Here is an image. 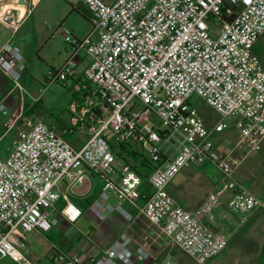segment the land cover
Listing matches in <instances>:
<instances>
[{
	"label": "built area",
	"instance_id": "obj_1",
	"mask_svg": "<svg viewBox=\"0 0 264 264\" xmlns=\"http://www.w3.org/2000/svg\"><path fill=\"white\" fill-rule=\"evenodd\" d=\"M76 1L88 7L92 32L83 39L67 35L69 57L44 80L47 86L71 82L80 100L70 104L69 124L60 131L28 119L8 155L0 158V262L37 264L20 250L18 235L50 232L61 198L67 202L64 217L77 221L82 212L69 202L68 192L96 173L104 179L93 203L97 210L117 211L131 220L123 208L129 202L174 246L206 264L227 246L225 237L203 222L221 205L222 193L230 192L227 208L241 221L264 214V201L235 178L233 150L224 151L213 138L233 128L238 145L248 152L264 142V61L255 53L264 37V0ZM34 2L27 0L24 12L0 7V23L11 32L0 49V71L21 99L25 57L12 38ZM82 51L90 60L79 72ZM8 95L0 100L3 116ZM194 97L202 98L221 120L208 126ZM154 117L161 126L153 123ZM75 131L88 135L78 149L65 139ZM128 144L138 147L141 160H148L145 152L150 155L146 194L140 191L144 178L137 169L125 161L115 167L112 146ZM207 162L219 172L221 187L190 211L177 203L168 186L184 167ZM50 258L52 264H83L75 249L54 246ZM150 261L158 264L146 246L122 233L89 264Z\"/></svg>",
	"mask_w": 264,
	"mask_h": 264
},
{
	"label": "rangeland",
	"instance_id": "obj_2",
	"mask_svg": "<svg viewBox=\"0 0 264 264\" xmlns=\"http://www.w3.org/2000/svg\"><path fill=\"white\" fill-rule=\"evenodd\" d=\"M70 2L68 0H39L38 3L30 5L29 20L25 22L20 32V35L26 37L25 41L27 42L25 52L26 70L22 77L24 95L21 99V94L18 90L11 91L12 85L9 81L11 86L7 92L9 98L5 101L7 115L3 116L0 114V120H2L5 127L14 123L10 131H14L15 135H18L20 130L26 129L25 123L28 119L48 123L52 115L62 116V114L67 113V95L62 88V83H54L47 86L44 77L49 75L51 68L58 70L69 57L71 48L65 42L67 35L83 39L92 32L93 28L88 9L82 4L76 3V9L71 10ZM32 24L34 25L35 32L31 34ZM263 48L264 37L258 41L255 48V53L260 58H264ZM80 56L84 63L90 60V57L84 51L80 53ZM193 104L208 126L221 120L216 111L206 104L202 98L194 97ZM19 114H21V117L16 119ZM224 121L231 122L230 119H225ZM153 123L156 126H161V122L157 117H154ZM109 138L111 139L110 133ZM214 140L224 151L233 150L232 157L236 162L235 178L257 197L264 198V142L261 143L259 148L249 153L247 146L238 145V132L233 128L226 130ZM128 145L138 151V147ZM144 156L149 162L151 159L150 155L145 152ZM123 163L124 160L122 158L116 157V169H119ZM212 170L216 173V169L212 168ZM182 181H184L183 172L177 175L171 182L172 189L175 190L176 183ZM213 188L212 178H206L198 174L189 181L186 188L179 193L174 191L172 196L179 203H181L180 198H184L189 205L196 206L194 209L189 207L187 209L195 211L199 209ZM229 196L230 192L226 191L220 195V199L224 204H227ZM124 208L134 216L133 211L125 204ZM215 211L216 209L211 211L204 219L212 218L214 220L215 229L213 230L225 237L227 246L219 256L206 264H247L249 259L246 253L258 254L259 248L264 243V214L261 212L253 213L250 218L253 217L256 220L255 223L249 224V218L245 222L240 220L241 222L236 221L234 225H231L229 223L230 220H234L235 218L231 217V215H229L231 217L230 220L222 218L221 215L226 214L225 209H221V215H217L216 217L213 216ZM111 227H114V225ZM90 230L92 232V229ZM157 234L154 241L156 242L161 237L163 239L162 243L164 242V249L157 247L153 251L152 258L156 263L198 264L178 247L174 246L165 236L160 233ZM46 236H35L36 240L34 243L48 248L49 243L45 238ZM30 237L31 235L29 234L26 239H23V237L18 235V239L23 243H27ZM244 244H249L253 248L246 246L247 248L243 249L242 246ZM31 250L35 251V249ZM42 253L41 264H50L49 253H46L45 250ZM0 264L15 263L5 259Z\"/></svg>",
	"mask_w": 264,
	"mask_h": 264
},
{
	"label": "crops",
	"instance_id": "obj_3",
	"mask_svg": "<svg viewBox=\"0 0 264 264\" xmlns=\"http://www.w3.org/2000/svg\"><path fill=\"white\" fill-rule=\"evenodd\" d=\"M12 0H0V7L4 9L7 5L10 6ZM39 0H35L34 4L38 3ZM71 1L69 3L71 10L76 9V3L82 4L87 9L88 7L79 1L76 0H69ZM112 1V0H107ZM89 11V9H88ZM90 15V11H89ZM29 20V16L26 17V19L22 22L19 30L15 34V36L12 38L13 42L19 46L21 49L22 54L25 57L26 52V44L25 41L26 37H23L20 35L21 30L23 29L25 22ZM33 25V24H32ZM31 34L35 32L34 25L33 28L30 30ZM11 38V32L0 23V49L3 47V45ZM69 56V55H68ZM264 61V58H261ZM67 60V59H66ZM87 63H84L83 60L78 65V71L82 72L85 65ZM10 83L8 78L0 71V100L5 97L8 93V88H10ZM62 88L65 91L67 95L66 105H67V113L62 114V116H53L49 120L48 124L49 126L55 128L57 131H60L61 128L66 127L69 124L70 120V112H69V106L73 102L78 103L80 100V95L76 93L72 88L71 82H66L62 84ZM9 95L6 98V101L8 100ZM10 127L7 125V127L4 126L2 123V120H0V158H5L8 155L9 150L12 148L16 140L18 139V135L14 134V131H10ZM221 134L214 135V139ZM17 136V137H16ZM16 137V138H15ZM88 135L85 131H75L74 133L67 134L65 136V139L71 144L73 148H80L85 140L87 139ZM252 152V151H251ZM250 153V152H249ZM140 158L137 157L136 160H139ZM212 168L216 169L212 164L209 162L205 163L200 168H193L190 166L184 167L177 175L183 172L184 181L177 182L176 189L173 190L171 185L168 186V191L171 195L174 194V191L176 193H179L182 191L186 186L189 184V181L193 178H195L198 174H201L205 176L206 178H212L214 188L212 191L219 189L221 187L220 182V175L219 172L216 169V173L213 172ZM142 170V167L139 168ZM202 172V173H201ZM175 179V178H174ZM140 187V191L143 194H146L150 192V188L147 184V179L145 180ZM104 183V179L96 173H92L89 175V178L86 180V182L82 185L77 186V188H74L68 192L69 202L74 204L76 207H78L81 210V216L77 221L74 223L69 222L64 215L62 214V209L66 205V201L64 199H59V201L56 203L55 208L52 212L53 217L57 220L55 226L53 229L48 233H42L38 230H34L31 232H25L20 233V237H23V239L27 238V235H31L30 239L27 243L21 242L22 245L20 246V250L28 255L35 257L36 263L41 264V257H42V251L45 250L46 253H49V260L51 263V253L52 248L54 246L63 249V250H77L81 256H82V262L83 264H89V260L92 258H97L103 249L110 246L112 242L117 239L122 233L129 234L132 238L135 244L137 245H144L146 246L151 256L153 257V251L157 247H161V249H164V242L162 243V238L158 239L156 242L154 241V238L157 233H160V230L153 225H151L143 216L138 215L137 208L129 203H124L127 207L130 208L131 211H133L134 216L128 211L127 209L123 208L132 216L131 220L126 219L122 214H120L117 211L109 212L105 209L99 211L94 206L93 203L99 199V194L101 192L102 186ZM171 184V183H170ZM62 189L65 188L64 184L61 186ZM230 197V196H229ZM264 201V198H261ZM179 203L181 206L185 207L186 209L189 207L191 209L196 208L194 205H189L187 200L184 198H180ZM116 200L113 199L111 201L112 205H116ZM221 209L226 210V214L221 215ZM217 215H221L222 218H225L227 220H230L231 217L235 218L234 220L231 219L229 223L231 225H234L236 221L241 222V216L238 214L230 213L227 204H224L221 201V205L216 208L215 214L213 215L216 217ZM231 215V217H229ZM253 215V214H252ZM251 217L248 216L246 220H248ZM226 221V220H225ZM227 222V221H226ZM237 222V223H238ZM256 220L250 218L249 224L255 223ZM204 224L206 226H209L212 229H215V223L212 218H209L207 220L204 219ZM114 225V227H111ZM94 227V229H93ZM231 227V226H230ZM92 229V232L91 230ZM231 229V228H230ZM47 235L45 238L48 241V248H45L41 246L40 244H35L34 241L35 236H43ZM249 246L253 248L249 244H244L242 246L243 249H246ZM23 249V250H22ZM35 249V251L31 250ZM258 254H251L250 252L246 253V256L249 259V262L247 264H264V243L259 248ZM37 251V252H36ZM40 252V254H38ZM42 253V254H41ZM150 262H147L145 264H150Z\"/></svg>",
	"mask_w": 264,
	"mask_h": 264
},
{
	"label": "trees",
	"instance_id": "obj_4",
	"mask_svg": "<svg viewBox=\"0 0 264 264\" xmlns=\"http://www.w3.org/2000/svg\"><path fill=\"white\" fill-rule=\"evenodd\" d=\"M112 150L117 157L122 158L125 162L131 164L133 168L137 169L143 175L144 182H146L145 180L148 178L151 167L146 159L136 160L137 157L143 156L141 153H139L135 148H132L129 145H113ZM141 167L142 170L139 169Z\"/></svg>",
	"mask_w": 264,
	"mask_h": 264
},
{
	"label": "water",
	"instance_id": "obj_5",
	"mask_svg": "<svg viewBox=\"0 0 264 264\" xmlns=\"http://www.w3.org/2000/svg\"><path fill=\"white\" fill-rule=\"evenodd\" d=\"M11 4L26 7L27 6V0H12Z\"/></svg>",
	"mask_w": 264,
	"mask_h": 264
},
{
	"label": "bare ground",
	"instance_id": "obj_6",
	"mask_svg": "<svg viewBox=\"0 0 264 264\" xmlns=\"http://www.w3.org/2000/svg\"><path fill=\"white\" fill-rule=\"evenodd\" d=\"M11 6H15V7H19L21 9L22 12H24V6H18V5H14V4H10ZM8 6V5H7ZM6 6V7H7Z\"/></svg>",
	"mask_w": 264,
	"mask_h": 264
}]
</instances>
